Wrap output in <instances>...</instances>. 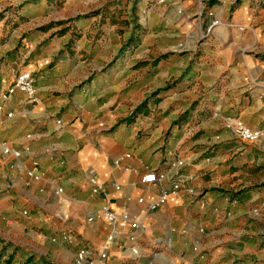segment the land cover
<instances>
[{
    "label": "crops",
    "instance_id": "0c3cea01",
    "mask_svg": "<svg viewBox=\"0 0 264 264\" xmlns=\"http://www.w3.org/2000/svg\"><path fill=\"white\" fill-rule=\"evenodd\" d=\"M47 1L40 16L43 0H0V264H78L81 248L94 264H264V135L225 122L264 131V57L237 35L245 16L229 0H64L57 16ZM134 14L139 28H126ZM192 20L201 44L183 34ZM145 49L165 61L141 62ZM22 70L37 99L3 98ZM92 177L138 226L88 220L103 203Z\"/></svg>",
    "mask_w": 264,
    "mask_h": 264
},
{
    "label": "rangeland",
    "instance_id": "374dc122",
    "mask_svg": "<svg viewBox=\"0 0 264 264\" xmlns=\"http://www.w3.org/2000/svg\"><path fill=\"white\" fill-rule=\"evenodd\" d=\"M15 1H17V0H15ZM229 1H231V3L229 4L230 7H229L228 11H232L235 14H243L245 16L244 22L238 21L235 27H236V31H237L238 36L241 32H244V31H247V33L249 34V36H248L249 41L247 42L248 45H247L246 50L249 53L255 54L257 56V58L264 57V0H229ZM47 2H48L47 0H43V3L40 5V8H42V9H40L39 11H37V10L33 11L34 8L39 7V4L33 5L31 12H33V13L40 12L41 13L40 16H43L44 15V8H49L46 6V4L48 5ZM52 2L54 4H57V6H58V10L53 8V12H52V14H55L57 16L59 11L61 10L60 8L63 7L62 3L64 2V0H56V2H54L52 0ZM200 2H202V1H200ZM199 8H202V4L199 6ZM135 14H136V11H135ZM135 14L133 15V17L128 18L130 20L125 21V27L126 28H130V29L139 28L141 23L138 22L139 19L137 16H135ZM33 22H35V21L32 20L31 23H33ZM204 27H205L204 22H201V21L193 22V20H192L191 22H189L187 24V26H185V29H184L185 31L183 34L185 36L186 35L190 36V35L195 34V30H196L197 36L199 37L197 39V43L201 44L205 41L206 36H208V33L204 31L205 30ZM187 29H189V32H187ZM133 39H134L133 35H131V37L127 38L126 45L131 47L133 44ZM164 40H165L164 38H161L159 40V45L164 46L165 45ZM152 42H153V40L149 39L148 35L145 34L143 31L140 32L138 38L135 40V44L136 45L141 44L142 49L147 48L150 45V43H152ZM113 43L116 44V38H113ZM179 43H180L179 44L180 47H182L183 44L185 43V38L179 40ZM115 47H116V45H114V44L111 45V51H112V48H115ZM200 48H203V46L201 45ZM99 53H98V56L103 55V54H99ZM133 55L136 56L137 54H134L133 52L127 53L125 60L126 61L132 60ZM165 55H166L165 53H161V52H158L157 54H153V53L150 54L148 52V50L145 49L139 55V59L141 60V62L152 61V60H158L159 62H163L166 59ZM261 55H263V56H261ZM95 56H96V54H95ZM129 58H131V59H129ZM136 59H138V58H136ZM236 60H239V58H237ZM134 73H136V74L147 73L148 74L149 73V65H146V66L143 65L136 70H130V73L126 77L127 83L133 79ZM123 85H124V83H121V82H119V84H118L119 87H122ZM144 87H142L143 89L142 88L138 89V87L132 86L130 89V94H133V92H140L141 90H144ZM145 88H147V86ZM137 99H139V98H137ZM127 102H130V101H127ZM130 104H132V103H130ZM232 119L239 120V121L243 122L245 125H247L243 120H241L239 118L228 116V117H226L225 122H226V125L228 127H231L232 129H233V126L230 124L231 123L230 121ZM247 126H249V125H247ZM254 129H260V128H254ZM263 135H264V131H263L261 136H263ZM259 138H257V139H259ZM257 139H253V140H257ZM246 140H251V139H246Z\"/></svg>",
    "mask_w": 264,
    "mask_h": 264
},
{
    "label": "built area",
    "instance_id": "2783aa9c",
    "mask_svg": "<svg viewBox=\"0 0 264 264\" xmlns=\"http://www.w3.org/2000/svg\"><path fill=\"white\" fill-rule=\"evenodd\" d=\"M15 90L24 91L28 95V97L32 99L33 101L37 99L34 77L30 71L28 70L19 71L15 75V78L12 84L7 89V91L1 92V96L3 98H7L8 94L13 93ZM8 115L11 116L12 112H8ZM230 122L235 132L244 139H251V140L257 139L263 133L261 129L251 128L239 120L232 119ZM3 151L6 153L10 152L9 146L4 144ZM178 163L182 164L183 161L179 160ZM37 167H38V162L34 161L33 167L31 168V170H29V173L31 175L34 174L37 170ZM158 178H159L158 174L155 171H148L146 174L143 175L142 180L146 183H154L158 180ZM91 182L93 184V191L100 192L103 194V203L101 207L99 208V210L94 215H90L88 217V220H93L95 217H103L112 223L118 222L122 225H126L129 223L133 227L138 226L139 223L136 220L131 219L128 214L126 213L119 214L118 212L114 210V208L112 207V202L109 197V194L107 190L105 189L102 182H100L96 177H92ZM180 186H181L180 182L175 183L173 186L174 187L173 190L179 188ZM169 193H170V190H162L161 193L159 194V197L154 202L149 204V208L155 209L158 206H160L162 203H164L167 200ZM140 200H143V199L141 198ZM109 239H113V235H109ZM87 253L88 252L86 248H81L78 251L77 257H76V261L78 264H94L93 262L87 259ZM101 256L102 258H105L106 253L103 252Z\"/></svg>",
    "mask_w": 264,
    "mask_h": 264
}]
</instances>
